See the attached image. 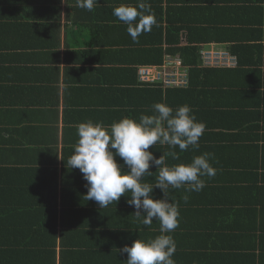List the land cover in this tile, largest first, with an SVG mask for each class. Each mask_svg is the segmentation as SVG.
I'll list each match as a JSON object with an SVG mask.
<instances>
[{
  "label": "trees",
  "instance_id": "1",
  "mask_svg": "<svg viewBox=\"0 0 264 264\" xmlns=\"http://www.w3.org/2000/svg\"><path fill=\"white\" fill-rule=\"evenodd\" d=\"M246 1L235 5L236 10L245 13L254 8L244 5ZM184 28L187 44H181L176 36ZM225 29L218 25L168 26L167 32L176 38H159L135 59L143 65H160L166 54L180 55L188 66V86L155 81L142 87L117 88H121V97L129 93L125 94L128 118L138 121L142 114H153L155 103L173 109L188 105L205 126L198 149L189 146L180 151L177 147L178 160L165 157L171 167L212 153L210 163L216 169L214 177H202L206 186L199 192L168 189V199L177 203L180 213L178 228L168 233L176 244L175 264H264V116L256 121L251 118L264 96V56L251 59L247 56L249 45H232L231 53L237 57L234 67L202 66L201 45L224 41L221 33ZM39 32L21 35L19 43L41 49ZM53 39L56 41L54 35ZM56 46L52 44L53 49ZM126 71L123 82H135L137 68ZM135 93L142 94L144 100L138 102ZM149 151L159 158L172 149L157 143ZM75 170L83 185L72 195L71 177L67 181L66 175L70 171H42L41 185L38 179L31 186L29 170L0 169V264H126L127 254L120 249L136 239L147 241L161 234L157 220L146 227L136 218L134 206L127 203L130 192L102 209L88 201L84 197L86 181ZM150 171L152 175H145L141 182L151 185L152 196L161 199L162 190L155 188L157 168Z\"/></svg>",
  "mask_w": 264,
  "mask_h": 264
},
{
  "label": "crops",
  "instance_id": "2",
  "mask_svg": "<svg viewBox=\"0 0 264 264\" xmlns=\"http://www.w3.org/2000/svg\"><path fill=\"white\" fill-rule=\"evenodd\" d=\"M244 1L145 0L157 23L136 43L112 12L121 4L135 6L138 0H98L93 11L79 8L76 0H0V169L29 170L31 186L38 179L41 185L42 171H70L67 181L71 177L72 195L78 194L81 175L66 167L78 141L77 126L87 121L108 126L128 117L129 93L121 97L120 89L144 85L138 75L135 82L124 83L126 69L138 72L143 64L135 59L159 38L177 36L181 44L188 42L185 28L175 36L167 32L168 26H223L224 41L201 47L232 51V45L244 44L250 46L249 58L264 56V0L246 1L244 5L254 8L245 13L236 10ZM33 31H40L41 49L19 43L21 35ZM133 95L138 102L144 100L142 94ZM261 97L252 121L264 116Z\"/></svg>",
  "mask_w": 264,
  "mask_h": 264
},
{
  "label": "clouds",
  "instance_id": "3",
  "mask_svg": "<svg viewBox=\"0 0 264 264\" xmlns=\"http://www.w3.org/2000/svg\"><path fill=\"white\" fill-rule=\"evenodd\" d=\"M97 2L76 0L79 8L88 11H93ZM112 14L127 25V33L136 43L142 33L150 32L157 23L145 0H138L135 6L121 4ZM152 113L142 114L138 121L125 117L108 126L92 121L80 123L74 152L66 161L67 168L79 169L82 173L88 189L84 197L88 201H95L102 209L130 192L127 203L134 206L136 218L146 227L154 219L159 222L160 235L147 241L136 239L120 249V253L127 254L126 264H175L176 244L168 233L178 228L180 213L177 203L168 199V189L199 192L206 186L202 177L216 175L210 163L212 153L195 156L189 164L169 167L165 163L166 156L179 159L177 147L180 151H187L189 146L199 148L205 126L196 120L190 106L173 109L164 103H155ZM157 143L168 145L172 151L157 158L149 151ZM152 167L158 171L155 188L162 190L161 199L152 196L151 185L141 182L145 175H152ZM183 199L187 202L188 197Z\"/></svg>",
  "mask_w": 264,
  "mask_h": 264
},
{
  "label": "built area",
  "instance_id": "4",
  "mask_svg": "<svg viewBox=\"0 0 264 264\" xmlns=\"http://www.w3.org/2000/svg\"><path fill=\"white\" fill-rule=\"evenodd\" d=\"M199 52L202 66L234 67L237 64V57L227 48L204 45ZM138 78L143 84L158 81L176 87H186L190 81L188 66L183 64L180 55L172 54H166L160 65H140Z\"/></svg>",
  "mask_w": 264,
  "mask_h": 264
}]
</instances>
